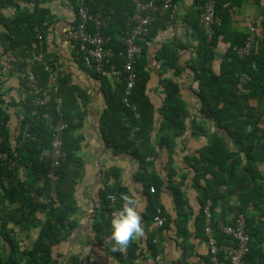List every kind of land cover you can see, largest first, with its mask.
Wrapping results in <instances>:
<instances>
[{
    "label": "trees",
    "instance_id": "16d2710c",
    "mask_svg": "<svg viewBox=\"0 0 264 264\" xmlns=\"http://www.w3.org/2000/svg\"><path fill=\"white\" fill-rule=\"evenodd\" d=\"M72 2L78 11V0H72ZM86 2L92 14L104 13L110 17L109 25L104 33L111 39L110 47L122 50L123 46L117 39L134 13L132 1L86 0ZM230 2L232 0L218 2L217 16L223 24L215 27L212 39H208L200 25V20L194 24L201 39L198 56L203 62L200 69H192L196 73L195 78L199 81L197 94L200 99L198 110L200 116L191 114L186 102L182 99L180 84L173 79L166 78L162 80L164 99L162 107L159 109L161 117L157 120L158 123L155 122L156 108L146 94L149 74L146 70L147 50L141 45L142 41L139 42L142 53L134 67L137 79L129 98L131 107H127L124 103L127 86L123 77L120 80H112L94 68L87 70L93 79L102 83L106 108L100 117V132L106 146L114 154L130 155L137 161L139 171L135 180H140L148 189V191H144L148 198L145 223L148 225L154 222L159 207L160 193L165 186V180L160 178L152 165L158 156V150L151 136L152 127L157 123L161 133L156 139L157 146L160 149L165 148L169 152L174 147L176 139L185 136L188 127H191L192 137L204 134L209 140L206 151L198 152V157H187L184 160L186 168L194 174L192 177L193 188L198 192L200 212L196 217L195 226L197 240L205 241L208 246V253L203 257L204 264H215L205 233L204 208L208 199L213 204L214 238L218 248L234 243L229 236L220 232L218 224L223 222L227 225H234L239 216L244 214L246 230L250 236V249L245 256V264H264V186L260 170V165L264 163V144L259 134V121L253 122L248 118L250 114L248 108L252 106L251 103L258 101L264 104V42L257 41L251 55L244 59L238 58L230 48L231 51L223 72L219 75L213 72L211 68V60L214 58L213 49L218 44L220 35L223 34L225 24L222 9L224 6L226 8ZM204 3L205 0L202 6ZM168 19L167 15L158 16L145 40L151 42L158 27L164 28V23ZM33 36L34 32L30 37H22L20 43L36 45L34 49H37L36 54H38L42 49H40L38 39ZM0 38L2 42L8 39L6 36L5 38L0 36ZM167 53H169V49H162L159 55L168 64V68L178 71L176 58ZM79 57L81 58L80 66L85 68L86 65L82 57L80 55ZM111 63L118 67L121 65V61L118 59L112 60ZM251 63L256 65L258 71L249 69ZM25 67L24 63L22 73L25 71ZM109 68L106 66L105 70ZM259 70H262L263 74ZM33 71L39 88L46 90L50 74L45 70V66L42 63H36L33 66ZM241 73H247L251 81L245 86L244 91L239 93L237 75ZM23 80L29 84L26 79ZM55 83L58 91L53 93L50 103L42 107H34L32 99L27 102L28 117L23 122V126H28L29 137L22 134L17 142L18 145L22 144V147L16 148V152L24 161L29 159L36 162L33 163L38 171L35 176L43 183L42 187L34 190L37 192L35 197L24 195L23 200L26 205L23 209L26 212L22 215L25 228L21 232L28 233L32 226L37 227V222L34 223L37 220L36 209H44V206L37 201V196L43 195L47 190H53L59 206L42 225L38 238L30 249L23 247L15 239L13 232L4 233L3 237L8 243L9 253L7 259L2 260L0 257V264H62L60 260L62 254L57 250L77 228L76 219L79 204L76 199V191L82 179L85 163L80 157L82 137L77 134L84 116L76 110L75 105L78 102L86 103L87 100L85 101L78 87L69 85L65 80L58 79L55 80ZM31 90L33 92L32 88ZM58 99H61V104L57 103ZM2 105L3 101L0 99V117L4 121L3 133L5 137L3 150L8 153L9 160H11L14 159V156L10 152L8 133L5 128L7 116L2 110ZM58 108H60V112H58ZM45 115L52 118V125H56L60 120L67 124L63 133V152L66 156L58 167H52L51 162L47 159L41 160L42 151L51 147L54 131L51 125L47 124ZM211 124L214 131L210 133L208 125ZM169 162L166 167L168 172L167 189L173 195L176 205L174 223L178 230V238L187 240L190 238L187 228L190 221V214L186 211L187 197L183 188L176 184L179 172L171 165V159ZM9 164V161L1 164L0 171L8 167ZM149 167L152 169L149 170ZM112 175L116 182L114 188L105 186V190L100 192L103 207L100 216L97 217L98 225L93 227L96 233L95 241L106 252L108 259L116 260V264H138V260L143 257L144 252L138 242H131L127 254L124 255L122 251L113 252V243L106 240V237L110 235L112 212L118 210L121 204L119 195L127 192L121 185V171L114 169ZM52 180L56 183L55 187L52 186ZM151 187L155 188V193L150 192ZM30 193L31 191L28 192L24 189V194ZM111 194L116 196L115 204H111L106 199ZM234 197L244 203L246 208L243 211H235L232 208V219L225 220L224 210L221 209L230 205V201ZM33 205L34 209H32ZM249 208L253 210L251 211ZM162 218L163 228L173 222L172 217L164 213V210ZM182 247L187 249L184 244ZM147 251L154 254L153 239L148 242ZM217 259L218 264H230L221 250ZM70 264L99 263L91 262L89 256L86 258L72 257Z\"/></svg>",
    "mask_w": 264,
    "mask_h": 264
},
{
    "label": "crops",
    "instance_id": "0c3cea01",
    "mask_svg": "<svg viewBox=\"0 0 264 264\" xmlns=\"http://www.w3.org/2000/svg\"><path fill=\"white\" fill-rule=\"evenodd\" d=\"M174 1L179 6L177 20L170 22L168 19L164 23V28L158 27L151 42L144 39L141 44L147 50L146 70L149 80L146 94L156 108L155 122L161 117L159 109L164 99L162 80L166 78L180 84L182 99L191 114L200 116L198 114L200 99L197 94L199 81L195 78L196 73L192 69H200L203 64L201 57L198 56L201 39L194 24L200 20L199 14L204 0ZM224 8L222 9L224 30L213 49L214 58L211 60V68L217 75L224 70L230 48L235 54L234 48L246 43L251 27L256 28L257 41L264 42V0H232ZM77 20V11L72 0H0V36L8 37L3 42L0 40V99L3 101L2 110L7 116L5 128L10 152L15 159L9 160L8 167L0 171L1 259H7L9 253L8 243L3 237L4 233L13 232L15 239L23 247L30 249L35 244L42 225L59 206L53 190H47L43 195L37 196V201L44 206L43 210L36 209L37 220L34 223L37 222V227L32 226L28 233L21 232L25 228L22 215L26 212L23 209L26 205L23 200L24 195L35 197L37 192L34 190L43 186L35 176L38 171L33 163L36 162L29 159L24 161L16 152V148L22 147V144H17L20 136L24 134L23 136L29 137L28 126H23V122L28 117L27 102L33 98L31 84L25 83L26 81L22 79L24 60L27 55L37 53V49H34L36 45L29 43L23 45L20 41L22 37H30L34 32L33 37L38 39L42 49L38 53L42 52L54 69L53 80L63 79L69 85L78 87L85 101L87 100L86 103L78 102L75 105L76 110L84 116L77 134L83 141L80 157L84 160L85 167L76 191L79 204L77 228L57 250L62 254L61 263L70 264L72 257L90 256L91 262L116 264V260L108 259L106 252L95 241L96 233L93 227L98 225L97 217L102 212L103 201L100 192L105 190V186L114 188L116 182L112 170L117 169L121 171V185L126 189V194L135 193L139 198L137 211L142 216L144 235L133 241L138 242L145 253L143 252L138 264H204L203 257L208 253V246L205 241L197 240L195 226L196 217L200 212L198 192L193 188L194 174L186 168L184 160L187 157H198V152L206 151L208 138L204 134L192 137V128L188 127L186 135L176 139L174 147L169 152L165 148L160 149L156 144V139L161 134L157 126L158 122L152 127L151 136L158 150V156L152 165L160 178L165 180L164 189L160 193L159 207L172 217L173 222L166 228L158 227L155 222L147 225L145 214L148 198L144 191L148 189L140 180H135L139 171L137 161L130 155L114 154L106 146L100 132V117L106 108L102 83L90 76L88 72L90 68L80 66L81 58L77 49L73 44L63 40L66 33L76 25ZM221 23L223 24L222 21ZM162 49H169L167 54L176 58L178 71L168 68V64L159 55ZM256 68L253 63L249 64V69L257 70ZM259 71L263 74L262 70ZM251 105L248 108L250 113L248 118L253 122L259 121V134L264 144V104L254 101ZM208 127L210 133L214 131L212 124ZM170 159L171 165L179 172L176 184L183 188L187 197L186 211L190 214V221L187 224L190 238L187 240L178 238V230L174 223L176 205L173 195L167 189L166 167ZM150 169L152 167H149ZM260 170L264 186V163L260 165ZM202 183L205 184L204 181ZM52 186H56L55 181L52 182ZM24 189L31 193L24 194ZM232 208L235 211H243L246 205L234 197L230 205L221 209L224 210L225 220L232 219ZM249 210L253 209L249 208ZM151 239H153L154 254L147 251ZM183 244L187 249L182 247Z\"/></svg>",
    "mask_w": 264,
    "mask_h": 264
},
{
    "label": "built area",
    "instance_id": "2783aa9c",
    "mask_svg": "<svg viewBox=\"0 0 264 264\" xmlns=\"http://www.w3.org/2000/svg\"><path fill=\"white\" fill-rule=\"evenodd\" d=\"M134 5V13L128 19L124 31L119 35L118 41L122 44L123 49L117 50L110 47V37H107L104 30L108 27L110 17L104 13L92 14L86 0H78V20L76 25L70 29L63 40L66 43H71L77 49L78 54L82 57L85 65L90 69H95L97 72L109 77L110 79L120 80L122 77L126 82V98L124 103L127 107H131L129 98L132 95V89L135 85L137 75L135 73V64L142 53V48L139 42L144 40L150 33V28L157 21L158 16L169 17L170 22H174L178 18L179 6L174 0H131ZM220 0H205L201 9L200 25L204 29L208 39H212L215 34V27L221 26V19L217 16V7ZM257 43L256 28H250V36L247 38L243 46L235 47L234 52L240 59L248 57ZM118 59L121 61L120 67L111 63L112 60ZM26 65L25 71L22 73V79H26L32 86L34 107H42L50 103L53 99V93H57L58 88L53 80L54 69L50 65L43 53H33L27 55L24 60ZM36 63H42L45 70L50 74L48 87L46 90H41L38 86L36 76L33 71V66ZM109 66L108 70L105 67ZM251 81V78L246 73L237 75V90L239 93L244 91L245 86ZM61 104V99L57 100ZM60 112V108H58ZM47 124L53 128V137L50 149L42 151L41 160L47 159L51 162L52 167H58L65 153L63 152V133L67 128V124L60 120L56 125H52V118L45 115ZM54 126V127H53ZM4 121L0 117V165L9 161V155L3 150L5 141ZM151 193H155V188H150ZM112 195V194H111ZM110 195L107 196V198ZM110 203L114 204L115 200L108 198ZM212 201L207 200L204 214L206 217L205 233L208 237V244L213 255V262L218 264L217 255L219 251H223L226 259L230 264H245V256L250 249V236L246 230V216L241 214L234 225H227L223 222L218 224L220 232L229 236L233 244L217 246V241L214 238V225L212 216ZM114 210L113 212H115ZM112 212V213H113ZM163 210L158 207L155 216V224L162 228L164 221L162 218ZM124 255L126 251H122ZM159 260V257H157Z\"/></svg>",
    "mask_w": 264,
    "mask_h": 264
},
{
    "label": "clouds",
    "instance_id": "9594fccd",
    "mask_svg": "<svg viewBox=\"0 0 264 264\" xmlns=\"http://www.w3.org/2000/svg\"><path fill=\"white\" fill-rule=\"evenodd\" d=\"M108 198L115 200L116 196L110 195ZM119 199L121 207L112 213L110 235L106 237L107 241L113 243V252L126 251L133 240L144 235L142 216L137 211L139 198L135 193H121Z\"/></svg>",
    "mask_w": 264,
    "mask_h": 264
}]
</instances>
